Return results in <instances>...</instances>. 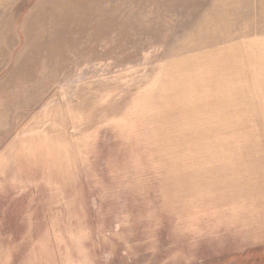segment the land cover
Segmentation results:
<instances>
[{"label": "rangeland", "instance_id": "1", "mask_svg": "<svg viewBox=\"0 0 264 264\" xmlns=\"http://www.w3.org/2000/svg\"><path fill=\"white\" fill-rule=\"evenodd\" d=\"M0 39V264H264V0H0Z\"/></svg>", "mask_w": 264, "mask_h": 264}, {"label": "crops", "instance_id": "2", "mask_svg": "<svg viewBox=\"0 0 264 264\" xmlns=\"http://www.w3.org/2000/svg\"><path fill=\"white\" fill-rule=\"evenodd\" d=\"M4 45H8V44L5 43L4 40L0 39V61L4 62L3 64H1L0 62V75L3 73L4 75H6L8 73L7 68L10 67V64L5 61L12 60L13 53H14V49L12 51V49L10 48L3 47ZM3 71H6V72H3Z\"/></svg>", "mask_w": 264, "mask_h": 264}]
</instances>
